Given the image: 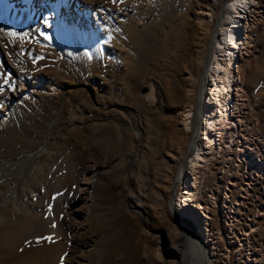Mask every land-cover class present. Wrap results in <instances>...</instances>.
<instances>
[{
	"label": "rangeland",
	"instance_id": "rangeland-1",
	"mask_svg": "<svg viewBox=\"0 0 264 264\" xmlns=\"http://www.w3.org/2000/svg\"><path fill=\"white\" fill-rule=\"evenodd\" d=\"M101 1L114 10L124 2ZM227 1L175 0L176 28L157 38L164 41V58L155 54L138 66L115 62L117 46L103 51L100 60L75 62L71 52L47 37L51 15L37 18L38 27L31 32L16 30V16L7 21L8 33L0 30V96L19 84L36 91L28 96L33 105L25 112L13 110L5 119L0 113V157L21 158L37 150L60 112L32 170L0 181V192L20 187L18 205L7 209L14 249L46 237L56 226L63 230L66 264L80 259L83 244L76 229L93 239L85 264H175L170 254L193 264L177 221L180 203L176 200L172 209L171 191L184 160L180 152L196 134L195 127L186 130L183 114L202 78L197 47L211 40ZM63 2L82 11V0ZM149 6L148 0L142 2L143 9ZM149 12L138 25L160 13ZM241 23L230 120H216L218 149L205 154L195 171L188 166L181 181L191 182L192 209L205 221L206 255L198 248L203 264L205 259L211 264H264V0H250ZM6 54L14 60L11 65ZM215 106L211 102L214 112ZM200 145L207 146L204 141ZM93 182L100 194L90 206ZM52 205H57L56 216ZM185 222L196 238H203L197 222ZM37 227L39 236H32ZM164 243L167 253L161 251Z\"/></svg>",
	"mask_w": 264,
	"mask_h": 264
},
{
	"label": "bare ground",
	"instance_id": "bare-ground-1",
	"mask_svg": "<svg viewBox=\"0 0 264 264\" xmlns=\"http://www.w3.org/2000/svg\"><path fill=\"white\" fill-rule=\"evenodd\" d=\"M123 1L121 8L114 10L111 7L105 8L101 0H82L80 6L82 11H78L77 7L65 5L63 0H0V30L6 31L8 27L7 21H10L13 16H16L15 22L12 24L17 27L16 30L20 28L25 31L27 29L32 31V27L37 25L35 22L37 18L41 19V16L49 17L51 15L52 19L49 23L44 22L49 24L47 26L51 29L50 33L48 31V36L46 35L47 31H43L45 37L47 36L52 39V42L55 44L64 46L68 52L72 53V58L77 63L87 62L92 57H99L100 60V55L103 51H108V49L111 51L117 47L118 50L113 51V60L118 63L122 62L126 65L134 66L143 65L146 61L151 60L155 54H157L156 59H162L164 56V41H157V38L163 30L176 28L173 26L174 20H178L179 16L175 12V0H148L150 2L148 9H159L160 13L157 16L155 15L156 18H150L142 25L140 23L138 25V21H141L150 13L148 9L141 7L142 2L145 0ZM62 2L65 5V13L63 14L60 12ZM249 4L250 0H228L218 18L211 40L207 38L204 42L200 41V45L197 47L198 61L202 65V78L197 82L198 91L194 94L191 93L192 96L188 99V107L183 114V122L186 130L191 131L195 127L196 134L192 141L187 144V147L180 152V157L183 156L185 159L187 152L192 149L188 163L190 172L195 171L197 165L200 164L201 158L205 154L213 149H218L215 141L216 120L223 122H229L230 120L228 105L231 98V88L233 87L234 69L236 68L237 72L240 71L239 65H235V52H237L236 49H238L240 44V24H242L244 12L249 7ZM140 8L142 9L140 10ZM90 12H94L95 16L90 15ZM87 13L89 14L87 15ZM37 27L38 25L35 28ZM40 30H42V27ZM6 32L8 33V31ZM40 34L41 36L43 35L41 32ZM5 58L10 65L11 61L14 62L7 54ZM209 85L211 86L208 88ZM33 87L30 84L15 85L5 95L0 96V113H3L1 114L3 115L2 119H5L13 110H16V112H25L27 107L31 106L32 103L30 102L29 105L28 101L30 100L27 101V98H29L28 96H33V92L35 94L36 90ZM202 89L204 91L203 102L201 103L200 97ZM216 94L218 96L217 98H215ZM213 101L216 103L215 107L217 110L215 112L211 107V102ZM59 115L60 112L54 117L51 131H49V135L44 141L45 143L37 150L21 158L0 157V181L7 180L11 176L19 177L24 172L32 170V165L35 166L37 164L35 158L48 147L49 139L53 134L56 123H58ZM201 141H204L207 146H201ZM182 164L174 181L177 179L182 181L184 177ZM100 170L102 171V169ZM100 170H97L96 175L100 174ZM190 184L191 182L188 181V185H186V180H184L179 189H177L178 187L176 188L175 197L177 203H180L177 221L187 236L193 264H203L199 256L200 252H198V248H200L203 256L206 255L205 243L208 242V237L206 236L205 221H200V218L195 215L192 209L193 190ZM19 190L20 187L15 186L5 192H0V264L68 263L70 260L68 256L64 255L65 243L62 234L63 230L61 228L58 229L56 226L49 228V234H46V237L39 236L37 232L40 230V227H37L31 235L35 236L37 233L41 238L34 237L32 240L19 244L14 249L13 245L15 243L10 240L11 227L9 229V224L11 222L8 219L10 212H7V209L8 207L12 209V207L14 208L18 205L17 194H19ZM91 190L87 197L90 201V206L93 205L95 196L100 194V188L96 182H93ZM52 207L54 208L52 214L56 216L57 205H52ZM185 219L194 220L200 225V233L203 235L202 239L200 236H197V238L194 236L187 226ZM76 230L78 237L81 236L82 238V247H85V250L80 248L81 252L77 254L80 258L78 264H85L88 258L87 256H89L86 249L91 245L90 243L93 239L87 240L83 238L80 230ZM161 251L167 253L168 250L165 243L162 245ZM168 259L175 264H185L177 255L170 254ZM204 261L206 264H211L209 259H205Z\"/></svg>",
	"mask_w": 264,
	"mask_h": 264
},
{
	"label": "water",
	"instance_id": "water-1",
	"mask_svg": "<svg viewBox=\"0 0 264 264\" xmlns=\"http://www.w3.org/2000/svg\"><path fill=\"white\" fill-rule=\"evenodd\" d=\"M74 87H77V85H75ZM65 89V88H64ZM63 89V90H64ZM145 90V92H146V90H147V87H145L144 88ZM62 96H63V94H62ZM58 111V110H57ZM53 120V119H52ZM191 152H192V149L191 150H189L188 152H187V154H186V156H185V159L183 160V164H182V172L183 173H186V169H187V167H188V163H189V157H190V155H191ZM181 176H182V173H181ZM180 185H181V181L179 180V179H177V180H175V182H174V184H173V186H172V191H171V196H172V209H173V206L175 205V201H176V188L177 187H180ZM200 227H198V226H196V230H198ZM194 231V230H193ZM196 233V232H195ZM196 234H198V233H196Z\"/></svg>",
	"mask_w": 264,
	"mask_h": 264
},
{
	"label": "snow or ice",
	"instance_id": "snow-or-ice-1",
	"mask_svg": "<svg viewBox=\"0 0 264 264\" xmlns=\"http://www.w3.org/2000/svg\"><path fill=\"white\" fill-rule=\"evenodd\" d=\"M9 34H10V35H13V36L16 35V33H14V32H13V33H9Z\"/></svg>",
	"mask_w": 264,
	"mask_h": 264
}]
</instances>
